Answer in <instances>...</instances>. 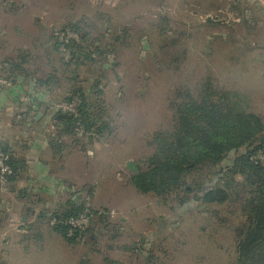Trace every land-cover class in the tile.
<instances>
[{
	"label": "rangeland",
	"instance_id": "rangeland-1",
	"mask_svg": "<svg viewBox=\"0 0 264 264\" xmlns=\"http://www.w3.org/2000/svg\"><path fill=\"white\" fill-rule=\"evenodd\" d=\"M35 13L44 18L42 31L33 27ZM0 16L8 19L7 27L1 24L10 30L2 43L0 74L9 75L12 67L5 66L18 63L20 55L28 57V88L36 79L55 78L45 90L56 105L81 89L99 119L95 129L100 133L85 139L86 174L70 178L61 190L55 186L51 201L85 202L110 215L105 223L92 221L94 230L74 244L55 232L54 212L44 215L31 235L5 246L9 264H82L81 251L96 244L131 249L128 255H112L125 264H235L237 232L244 223L239 202L192 200L180 206L183 192L181 197L142 195L131 184L134 173L127 163L134 161L137 173L145 170L154 151L151 136L173 129L174 106L188 92L198 99L206 89L215 95L241 92L264 119V0H0ZM79 22L78 38L88 34L85 47L93 40L107 46L118 36L124 44L115 43L114 53L115 46L108 45V56L86 48L83 54L93 56L89 60L79 58L78 51L73 56L55 49L52 34ZM20 73L15 72L17 78ZM22 109L17 135L32 133L34 120L45 117L43 107ZM3 111L8 122L16 119L17 110ZM57 112L47 116L50 124H56ZM47 129L58 133L56 126ZM208 172L189 177L194 193L199 183L209 181ZM88 180L95 182L84 184ZM5 203L0 202V211ZM35 208L37 216L44 214L43 205ZM2 226L0 231L7 228Z\"/></svg>",
	"mask_w": 264,
	"mask_h": 264
},
{
	"label": "trees",
	"instance_id": "trees-1",
	"mask_svg": "<svg viewBox=\"0 0 264 264\" xmlns=\"http://www.w3.org/2000/svg\"><path fill=\"white\" fill-rule=\"evenodd\" d=\"M81 25L82 22L71 23L63 30L79 34ZM80 36L78 41L61 42L53 33L54 48L59 51L63 48L73 56L78 51L79 58L86 56L89 60L93 56L84 55V49L93 47L94 55L108 56L112 50L113 53L118 51L115 43L124 41L122 36H118L108 44L111 48L115 46L108 51V45L100 46L98 40L85 47L88 34ZM18 60L14 65L5 66L7 70L12 69L9 75H3L13 83L17 78L15 72H21L18 77L26 74L24 66L28 57L20 55ZM54 80L51 77L48 80L36 79L35 82L44 89ZM44 93L47 94L46 90ZM204 93L206 95L202 94L198 99L188 92L185 100L178 107L174 106L175 126L168 131H156L151 136L149 143L154 151L145 161V170L139 169L138 173L131 175V184L142 195L160 198L177 193L181 197L183 192L180 206L192 200L207 205L239 202L244 223L237 232L235 264H264V119L252 111L250 99L241 92L224 90L215 95L213 89H206ZM76 97L80 99L78 115L57 110L58 137L77 138L81 127L85 133L83 138L100 133L95 129L99 119L91 113L92 106L81 89L73 91L65 101L70 102ZM32 101H37V98H32ZM26 109L27 113L34 110L31 104H27ZM9 156L13 170L9 176L10 183L16 177L17 169L12 155ZM206 168L209 181L199 183L198 193H194L191 187L194 182L190 184L189 177ZM237 177L242 181L237 182ZM87 208L85 202L69 200L61 208L63 212L54 213V230L69 244L76 243L89 228L69 236L67 221ZM91 209L95 213L93 221L102 224L110 219L108 210H105L106 214H99L98 210Z\"/></svg>",
	"mask_w": 264,
	"mask_h": 264
},
{
	"label": "crops",
	"instance_id": "crops-1",
	"mask_svg": "<svg viewBox=\"0 0 264 264\" xmlns=\"http://www.w3.org/2000/svg\"><path fill=\"white\" fill-rule=\"evenodd\" d=\"M32 18H35V22L32 23L33 27L42 31L44 27L42 20L44 18L37 13L33 14ZM7 21V18L0 16V26L3 25L0 28V55H2L1 48L4 47L2 43H5L10 33V30L4 29ZM1 22L5 24H1ZM17 37L22 38L21 36ZM41 43L42 45L44 44L43 39H41ZM2 60L0 57V65L3 63ZM24 79L25 77L23 76L18 77L11 86L0 88V144L6 152L12 155L17 169L16 177L9 183L7 191L0 194V202H7L5 203L7 204L5 205L6 208L0 211V219H3L0 222V228L3 227L2 223L3 225L6 224L7 227L0 231V240L3 241L0 243V264H9L7 257L5 258V255H8V248H5L6 245L12 242L16 243L17 241L15 240L18 237L29 235L31 233L29 230L33 227L41 226L39 221L42 220L44 215L48 216L64 207V204L67 202L63 204L62 202L51 201L50 193L54 192L55 186L59 188H57L58 190H61L62 185L70 183V178L76 181L79 180L78 176L86 174L84 160H86L85 157L89 153V151L87 152L86 138L58 137L57 135L47 133V127L53 128V126L57 125V122L54 125L50 124L47 117L50 115V112L57 111L56 103L54 104V101L50 102L51 100H48L47 94L44 93L45 88L38 89L34 82L28 88ZM25 92H29L30 94ZM27 95L31 97V101L32 98H37V101H30L28 104H31L34 111L40 110L43 107L45 117L34 120L35 122L30 125L32 133L17 135L14 134L19 126L17 118H20L22 107H24L23 111L26 109L27 104L22 102V98ZM3 110H9L12 113L17 110L15 113L16 119L8 122V118L4 116ZM92 168L95 172L94 167ZM74 181H72L74 185L78 184V182ZM89 181L94 180H88L84 184ZM39 205H43L45 208L42 212L44 214L41 216H37L38 213L35 208V206ZM4 216L8 217L7 221H5L4 218L6 217ZM125 220L122 219L123 222ZM93 230L90 227L82 238ZM96 239L94 238L93 240L97 242ZM96 245L94 248H87V251H81V256L83 257L82 264H125L121 260L114 259L112 255H128L131 251V249L118 246L102 248L98 244ZM99 260L102 262H99Z\"/></svg>",
	"mask_w": 264,
	"mask_h": 264
},
{
	"label": "built area",
	"instance_id": "built-area-1",
	"mask_svg": "<svg viewBox=\"0 0 264 264\" xmlns=\"http://www.w3.org/2000/svg\"><path fill=\"white\" fill-rule=\"evenodd\" d=\"M58 40L61 42L63 41H70V40H79L78 34L70 31V30H60L55 33ZM13 81L4 77L0 74V87H8L11 86ZM31 101L30 96H25L22 98V102L24 104H28ZM80 99L78 97L74 98L70 102L63 101L58 103L56 106L62 112H69L78 115V107H79ZM78 134L80 137L85 136L83 128H79ZM10 156L9 154L3 149L2 145L0 144V194H3L7 191L9 186V176L12 174V168L10 165ZM89 208L86 209L85 212L82 214L72 217L67 221V225L70 227L69 236H73L78 230H86L90 227L95 213L92 211L91 206L88 205ZM99 214H106L105 211H99ZM109 215V213H108Z\"/></svg>",
	"mask_w": 264,
	"mask_h": 264
},
{
	"label": "water",
	"instance_id": "water-1",
	"mask_svg": "<svg viewBox=\"0 0 264 264\" xmlns=\"http://www.w3.org/2000/svg\"><path fill=\"white\" fill-rule=\"evenodd\" d=\"M127 168L130 170V172H132V173H134V174L137 173V167H136L134 161H129V162L127 163Z\"/></svg>",
	"mask_w": 264,
	"mask_h": 264
}]
</instances>
